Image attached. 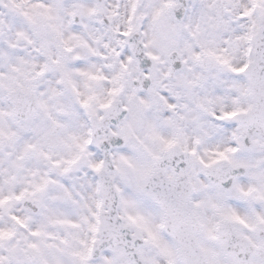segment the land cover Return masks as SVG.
Instances as JSON below:
<instances>
[{
	"label": "clouds",
	"instance_id": "1",
	"mask_svg": "<svg viewBox=\"0 0 264 264\" xmlns=\"http://www.w3.org/2000/svg\"><path fill=\"white\" fill-rule=\"evenodd\" d=\"M0 264H264V0H0Z\"/></svg>",
	"mask_w": 264,
	"mask_h": 264
}]
</instances>
